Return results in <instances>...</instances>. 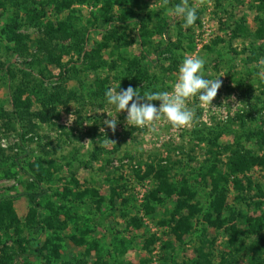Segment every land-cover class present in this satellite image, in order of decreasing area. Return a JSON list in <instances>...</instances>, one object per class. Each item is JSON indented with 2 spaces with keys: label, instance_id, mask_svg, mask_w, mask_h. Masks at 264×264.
Instances as JSON below:
<instances>
[{
  "label": "rangeland",
  "instance_id": "374dc122",
  "mask_svg": "<svg viewBox=\"0 0 264 264\" xmlns=\"http://www.w3.org/2000/svg\"><path fill=\"white\" fill-rule=\"evenodd\" d=\"M189 56L188 126L106 103ZM0 264H264V0H0Z\"/></svg>",
  "mask_w": 264,
  "mask_h": 264
},
{
  "label": "clouds",
  "instance_id": "9594fccd",
  "mask_svg": "<svg viewBox=\"0 0 264 264\" xmlns=\"http://www.w3.org/2000/svg\"><path fill=\"white\" fill-rule=\"evenodd\" d=\"M174 14L182 17L185 26H191L197 19V9L184 4L175 7ZM205 61L201 57H185L179 67L178 76L171 92L141 93L132 87L121 89L111 87L105 92L106 103L116 110V114L126 110L129 126L142 127L146 124L165 119L176 127L188 126L193 122V111L186 106V100L196 97L201 103L210 105L221 87L220 80L205 78L202 74ZM160 101L159 106L151 103ZM131 102V105L129 106ZM115 128L116 120H107Z\"/></svg>",
  "mask_w": 264,
  "mask_h": 264
},
{
  "label": "trees",
  "instance_id": "16d2710c",
  "mask_svg": "<svg viewBox=\"0 0 264 264\" xmlns=\"http://www.w3.org/2000/svg\"><path fill=\"white\" fill-rule=\"evenodd\" d=\"M13 35V39H16L17 38V40H19V41H21L22 40V37H20V36H16L15 34H12ZM222 195V194H221ZM223 196V195H222ZM35 199H36V197L35 196H31V200L32 201H35ZM214 202H215V200H214ZM224 202V197H222V199H221V201H218V203H220V205L222 206V203ZM215 204V203H214ZM217 206V205H216ZM215 205H212V207H210V209L208 208V210H206V211H201V212H203V216H204V218L206 219L205 221H211V209H215V207H216ZM39 207H40V205L38 206V204L36 205V208H34V210H33V215H34V218L36 219L37 217H38V210H39ZM222 208V207H221ZM202 216V217H203ZM191 220V218H189V220H188V218H186L185 219V221H186V223L188 224V225H190V221ZM29 243V251H30V253L34 256V255H36L37 257H45L44 255H43V253H42V251H41V249L39 250L38 248H34L33 246H32V244L30 243V241L28 242Z\"/></svg>",
  "mask_w": 264,
  "mask_h": 264
}]
</instances>
